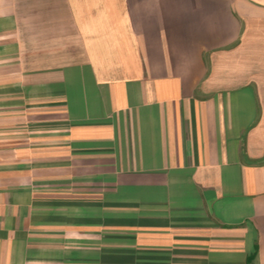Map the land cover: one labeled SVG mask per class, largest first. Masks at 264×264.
Returning a JSON list of instances; mask_svg holds the SVG:
<instances>
[{
	"label": "crops",
	"instance_id": "1",
	"mask_svg": "<svg viewBox=\"0 0 264 264\" xmlns=\"http://www.w3.org/2000/svg\"><path fill=\"white\" fill-rule=\"evenodd\" d=\"M0 264H264V0H0Z\"/></svg>",
	"mask_w": 264,
	"mask_h": 264
}]
</instances>
